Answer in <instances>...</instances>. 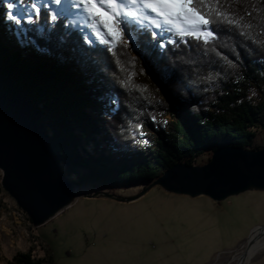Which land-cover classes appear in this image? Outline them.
<instances>
[{
    "label": "trees",
    "instance_id": "16d2710c",
    "mask_svg": "<svg viewBox=\"0 0 264 264\" xmlns=\"http://www.w3.org/2000/svg\"><path fill=\"white\" fill-rule=\"evenodd\" d=\"M1 1L6 7L8 0ZM12 2L19 14L28 0ZM244 9L251 13L244 22L252 24L245 30L264 41V0H233V11ZM6 12L0 14V25L8 27H0V72L33 99L53 152L67 176H76L78 191L135 192L172 164H195L219 146L262 147L264 56L236 33H221L208 49L181 43L164 51L145 34L138 39L140 56L131 47L113 56L97 40L86 43L90 34L69 14L53 26L42 9L35 26L9 27ZM12 33L15 38L6 36ZM10 264L53 260L28 251L16 253Z\"/></svg>",
    "mask_w": 264,
    "mask_h": 264
},
{
    "label": "rangeland",
    "instance_id": "374dc122",
    "mask_svg": "<svg viewBox=\"0 0 264 264\" xmlns=\"http://www.w3.org/2000/svg\"><path fill=\"white\" fill-rule=\"evenodd\" d=\"M0 3L1 14L6 7ZM77 12L72 8L68 14L95 41ZM7 24L14 25L9 20ZM6 36L15 38L13 33ZM139 43L133 41L131 48L140 56ZM258 144L264 147V134ZM209 157L203 155L195 164H204ZM144 188L130 193L82 191L134 196ZM22 216L0 186V264H10L16 253L28 251L36 258L50 254L53 264H236L250 231L264 225V191H247L215 202L208 196L191 198L154 186L133 202L80 198L40 227ZM244 264H264V248Z\"/></svg>",
    "mask_w": 264,
    "mask_h": 264
},
{
    "label": "water",
    "instance_id": "95a60500",
    "mask_svg": "<svg viewBox=\"0 0 264 264\" xmlns=\"http://www.w3.org/2000/svg\"><path fill=\"white\" fill-rule=\"evenodd\" d=\"M41 119L28 92L0 72V186L34 227L44 225L80 198L133 202L154 186L191 198L208 196L215 202L247 191H264V147L235 145L217 147L204 164H172L134 196L78 191L57 160ZM247 245H252L251 239ZM245 261L242 256L236 264Z\"/></svg>",
    "mask_w": 264,
    "mask_h": 264
},
{
    "label": "snow or ice",
    "instance_id": "6c2138e0",
    "mask_svg": "<svg viewBox=\"0 0 264 264\" xmlns=\"http://www.w3.org/2000/svg\"><path fill=\"white\" fill-rule=\"evenodd\" d=\"M232 3L233 0H28L17 14L13 11L16 4L8 0L6 19L16 25L35 26L43 9L45 21L54 26L70 9H77V14L83 17L82 26L90 29L113 56L131 47L133 41L138 43L139 37L145 34H150V42L164 51L169 44L179 46L181 43L208 49L221 33L229 31L245 38L249 46L255 45L251 50L264 56V41L255 39L245 30L252 28L250 22H244L245 16L251 13L246 9L243 14L233 11ZM21 4H25V0H21ZM51 5L57 8L52 9ZM84 41L89 45L93 43L87 35ZM120 83L125 86L126 82ZM189 91L195 94L196 90L190 87ZM110 102L116 103L115 99ZM155 119L153 116L152 120ZM137 128L142 129L143 124L138 122ZM139 135L146 133L140 131ZM261 232L264 234V228Z\"/></svg>",
    "mask_w": 264,
    "mask_h": 264
},
{
    "label": "bare ground",
    "instance_id": "6f19581e",
    "mask_svg": "<svg viewBox=\"0 0 264 264\" xmlns=\"http://www.w3.org/2000/svg\"><path fill=\"white\" fill-rule=\"evenodd\" d=\"M76 10V9H75ZM74 16V15H73ZM75 19V17H74ZM80 20V19H79ZM18 210V209H17ZM20 211V210H19ZM23 214V218L26 219L28 221V217L22 212ZM261 227H256L254 229V231L251 234L250 239L252 240V245L250 247H248L247 242L250 240H248L244 246H242L241 249V254H239L237 256L238 261L242 258H244V260L248 261L250 260V258L260 249L264 248V234H262L261 232ZM245 254V255H244Z\"/></svg>",
    "mask_w": 264,
    "mask_h": 264
}]
</instances>
